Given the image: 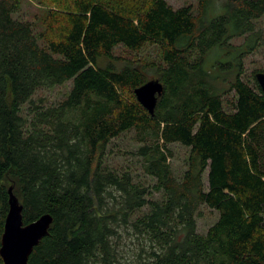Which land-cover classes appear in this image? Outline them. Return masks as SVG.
Returning <instances> with one entry per match:
<instances>
[{"label":"trees","instance_id":"1","mask_svg":"<svg viewBox=\"0 0 264 264\" xmlns=\"http://www.w3.org/2000/svg\"><path fill=\"white\" fill-rule=\"evenodd\" d=\"M52 1L63 19L54 34L48 14L47 36L14 18L23 0H0V249L12 188L25 226L53 217L29 264H264V92L256 73L242 78L262 40L264 0H199L197 14L165 0L134 13L105 0ZM146 45L161 48L162 64L116 65L118 46ZM151 80L164 87L153 115L135 95ZM70 81L57 105L35 102ZM132 130L152 186L105 165L111 141ZM173 144L190 149L181 179ZM203 206L219 218L200 234Z\"/></svg>","mask_w":264,"mask_h":264},{"label":"rangeland","instance_id":"2","mask_svg":"<svg viewBox=\"0 0 264 264\" xmlns=\"http://www.w3.org/2000/svg\"><path fill=\"white\" fill-rule=\"evenodd\" d=\"M108 2H114L116 4L123 3L125 11L134 13L138 8L144 4L145 0H105ZM173 8L178 9L184 6H191L194 12L197 14L199 10V0H165ZM50 14L52 17L51 23L53 24L54 34H57L60 30V22L62 21L63 12L59 6L53 3L52 0H23L21 9L14 14V18L22 21H28L33 24L37 33L46 32L47 36H51V30L47 29L45 19ZM258 32L261 33L262 40L259 45L256 46L254 51L244 57V74L243 79L246 81H252L254 73L264 72V16L258 20L256 24ZM245 42L244 37L235 38L230 43L233 46H241ZM114 55L117 58L115 61L118 67L123 66L127 62H155L162 64L163 55L162 50L157 45H146L138 52H131L122 46H118L114 50ZM150 77L153 73L149 74ZM231 78V76H229ZM154 79V78H153ZM72 86V82L66 83L64 86L56 87L53 90H41L35 96V102H39L40 99L45 100V106H54L64 100L66 94L69 92ZM228 84H224L223 87H227ZM228 88V87H227ZM230 99L233 94L228 95ZM28 114V105L22 107V115ZM143 143L140 141V136L134 130L124 133L121 136L113 139L107 148V156L105 158V165L108 169L117 173L130 172L132 174L134 182L141 184L145 187L156 184V179L149 176L144 169V159L138 155V150ZM172 157L169 158V163L172 167L173 174L176 178L181 179L185 171L188 169V156L190 155V149L180 145L173 144L170 146ZM207 186V174L204 178ZM153 199L160 200L162 195L154 193ZM146 211L143 209L142 212ZM140 212L137 214L139 215ZM219 213L216 210H212L206 206L200 208L197 216V229L200 234H205L208 229L218 220ZM127 245V250L124 255L125 260H130L134 254V245L127 241L124 243Z\"/></svg>","mask_w":264,"mask_h":264},{"label":"water","instance_id":"3","mask_svg":"<svg viewBox=\"0 0 264 264\" xmlns=\"http://www.w3.org/2000/svg\"><path fill=\"white\" fill-rule=\"evenodd\" d=\"M256 80L264 92V72L256 73ZM163 92V84L159 80H151L137 88L135 95L138 102L153 115ZM22 212L23 206L10 188L9 212L0 249L4 264H29L34 248L48 235L53 223V217L46 214L25 226Z\"/></svg>","mask_w":264,"mask_h":264}]
</instances>
